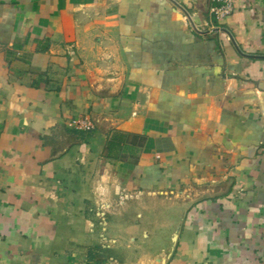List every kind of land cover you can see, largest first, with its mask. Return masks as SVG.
Listing matches in <instances>:
<instances>
[{"label": "crops", "instance_id": "crops-1", "mask_svg": "<svg viewBox=\"0 0 264 264\" xmlns=\"http://www.w3.org/2000/svg\"><path fill=\"white\" fill-rule=\"evenodd\" d=\"M212 5L0 0V264H264V0Z\"/></svg>", "mask_w": 264, "mask_h": 264}, {"label": "rangeland", "instance_id": "rangeland-1", "mask_svg": "<svg viewBox=\"0 0 264 264\" xmlns=\"http://www.w3.org/2000/svg\"><path fill=\"white\" fill-rule=\"evenodd\" d=\"M120 198H121V195L118 198L117 203L114 206L111 203L101 204L94 213L95 221L93 222L94 223L93 233L95 237L99 239V245H95L96 246L95 248L97 250V255L100 257L99 260L102 262L104 261L105 263H108V262L118 263V259L125 258L128 260L134 256H138V255L141 256V254L137 253L138 250L137 251L134 250V248L132 247L129 241H127L125 245H121V244L119 245L117 238L112 237L116 235H113V234L111 235V231H108V232L106 231L105 228L108 223V217L112 214V210L114 209V207H117V206L124 207V206H130V205H135V204L151 205V204H159L160 202L158 198L154 200V203L150 202V200H148V198H145L144 194L142 193H137L133 195V197H130L126 200H120ZM163 201L164 199L162 200V203H164ZM133 215H134L133 212H129L125 214V216L127 217H132ZM150 215L160 216V214L158 213L157 214H148V213L146 214L147 217L148 216L150 217ZM145 220H146V217H145ZM110 230L112 229L110 228ZM115 231L117 232L116 229ZM152 247L150 245H146V246L143 245L141 249V251H143L142 255H144V253L152 254L154 252V248ZM155 247L157 251V249L161 246H155Z\"/></svg>", "mask_w": 264, "mask_h": 264}, {"label": "built area", "instance_id": "built-area-1", "mask_svg": "<svg viewBox=\"0 0 264 264\" xmlns=\"http://www.w3.org/2000/svg\"><path fill=\"white\" fill-rule=\"evenodd\" d=\"M210 11L216 19H226L234 11V0H213V5ZM69 127L86 133H91L95 129L93 122L88 118L73 120L69 123ZM135 194L137 193H123L120 200H126L130 197H133Z\"/></svg>", "mask_w": 264, "mask_h": 264}, {"label": "water", "instance_id": "water-1", "mask_svg": "<svg viewBox=\"0 0 264 264\" xmlns=\"http://www.w3.org/2000/svg\"><path fill=\"white\" fill-rule=\"evenodd\" d=\"M210 1L211 0H204V2H205V4H206V10H208L209 11V4H210ZM175 239H176V235H174V237H173V241H175ZM164 263V262H163Z\"/></svg>", "mask_w": 264, "mask_h": 264}]
</instances>
